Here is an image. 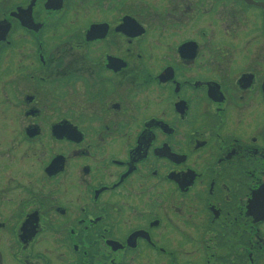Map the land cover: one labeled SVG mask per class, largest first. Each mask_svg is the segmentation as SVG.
<instances>
[{
  "label": "flooded vegetation",
  "instance_id": "af4514ba",
  "mask_svg": "<svg viewBox=\"0 0 264 264\" xmlns=\"http://www.w3.org/2000/svg\"><path fill=\"white\" fill-rule=\"evenodd\" d=\"M0 264H264V0H0Z\"/></svg>",
  "mask_w": 264,
  "mask_h": 264
}]
</instances>
